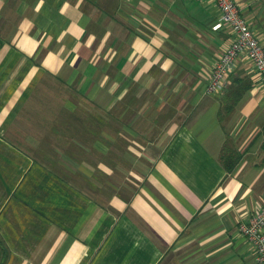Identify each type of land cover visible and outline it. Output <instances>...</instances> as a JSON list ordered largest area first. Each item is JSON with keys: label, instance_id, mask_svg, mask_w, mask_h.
Masks as SVG:
<instances>
[{"label": "crops", "instance_id": "crops-1", "mask_svg": "<svg viewBox=\"0 0 264 264\" xmlns=\"http://www.w3.org/2000/svg\"><path fill=\"white\" fill-rule=\"evenodd\" d=\"M232 41L213 0H0L5 264H257L264 83L241 55L207 93Z\"/></svg>", "mask_w": 264, "mask_h": 264}, {"label": "built area", "instance_id": "built-area-1", "mask_svg": "<svg viewBox=\"0 0 264 264\" xmlns=\"http://www.w3.org/2000/svg\"><path fill=\"white\" fill-rule=\"evenodd\" d=\"M129 2L130 0H124ZM220 11V21L230 28L233 41L218 60L211 74L207 93L217 95L224 91L225 81L241 55H246L264 83V47L255 36L234 0H213ZM241 231L254 246L257 264H264V207L243 225Z\"/></svg>", "mask_w": 264, "mask_h": 264}, {"label": "trees", "instance_id": "trees-1", "mask_svg": "<svg viewBox=\"0 0 264 264\" xmlns=\"http://www.w3.org/2000/svg\"><path fill=\"white\" fill-rule=\"evenodd\" d=\"M246 89L241 86L239 88H237L235 91H234V97L236 98L235 102L238 101V99L242 98L243 96V93H245ZM74 119H78V118H75L73 116H70L68 118L66 117H63V116H60L57 120V125H62L65 123H71V122H75ZM79 120V119H78ZM225 167L227 168L228 171H231L233 169V167L235 166V164H231L229 162V159L227 158V160H225ZM226 163L228 164V166L226 165ZM0 249L2 250V255L3 257L1 258V261H0V264H5L6 263V259H5V253H6V249H5V245L3 244L1 238H0Z\"/></svg>", "mask_w": 264, "mask_h": 264}, {"label": "rangeland", "instance_id": "rangeland-1", "mask_svg": "<svg viewBox=\"0 0 264 264\" xmlns=\"http://www.w3.org/2000/svg\"><path fill=\"white\" fill-rule=\"evenodd\" d=\"M39 103H40V102H39ZM40 105H41L40 108H42V106H43L42 103H40ZM9 136H12L11 132L9 133Z\"/></svg>", "mask_w": 264, "mask_h": 264}]
</instances>
